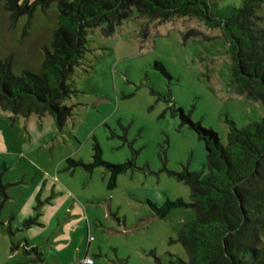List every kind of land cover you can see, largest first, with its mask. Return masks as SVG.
<instances>
[{
    "label": "rangeland",
    "instance_id": "obj_1",
    "mask_svg": "<svg viewBox=\"0 0 264 264\" xmlns=\"http://www.w3.org/2000/svg\"><path fill=\"white\" fill-rule=\"evenodd\" d=\"M214 2L218 8L242 4ZM256 11L264 14V0ZM57 15L54 1L35 6L29 23L23 15L13 24L0 3V59L11 58L13 74L40 71L46 49H52ZM145 20L133 10L110 36L99 27L87 31L85 59L74 69L76 92L64 101L71 115L62 129L49 113L41 120L34 114L26 119L0 109V264L34 258L30 246L40 247L43 264H84L85 255L94 264H154L151 250L164 263L171 254L187 260L183 246L170 239L194 218V211L181 207L159 218L146 200L188 201V186L170 172L183 165L200 170L205 149L187 125L171 116L163 96L169 93L222 143L227 117L242 126L260 120L264 108L237 91L221 27L197 17L173 16L149 24V36L143 38ZM188 31L193 35L184 38ZM155 62L164 66L169 79ZM94 142L112 163L137 152L135 167L120 174L111 190L104 167L91 172L67 168L66 158L90 162ZM160 145L166 148L164 163ZM9 227L18 244L12 253ZM25 239L29 247L20 246Z\"/></svg>",
    "mask_w": 264,
    "mask_h": 264
},
{
    "label": "trees",
    "instance_id": "obj_2",
    "mask_svg": "<svg viewBox=\"0 0 264 264\" xmlns=\"http://www.w3.org/2000/svg\"><path fill=\"white\" fill-rule=\"evenodd\" d=\"M57 2V26L52 32L51 50L46 49L39 72H11L8 57L0 59V109L23 118L34 114L38 119L49 113L62 129L72 108L64 101L76 92L74 69L87 51V31L99 27L110 36L133 10L146 19L140 35L149 36L148 25L173 16L201 18L210 27H221L229 43L232 79L237 91L246 99L260 101L264 108V14H257L263 0H242L239 7L218 8L214 0H0L14 24L25 15L28 22L35 6L47 7ZM193 31L186 32L187 38ZM154 66L166 78L169 73L160 62ZM90 65H88V68ZM154 93V91H152ZM170 104L167 110L181 125H187L205 149V161L198 171L186 165L170 173L189 188V200L165 199L161 204L146 200L154 214L164 218L173 209L189 207L194 218L184 222L174 239L187 253V260L170 255L164 263L155 256L154 264H264V115L257 121L238 126L226 118V142L217 133L191 118L177 106L169 93L163 96ZM165 145L168 146L167 139ZM159 153L166 161V148ZM121 163L104 160L97 142L92 145L91 161L66 158L67 168L81 167L91 172L104 167L108 172L106 188L116 186L117 177L135 167V154ZM7 197V196H6ZM1 204V202H0ZM1 208V205H0ZM32 220L25 221L28 225ZM9 251L18 249L8 228ZM32 262H43L39 246L30 247Z\"/></svg>",
    "mask_w": 264,
    "mask_h": 264
},
{
    "label": "crops",
    "instance_id": "obj_3",
    "mask_svg": "<svg viewBox=\"0 0 264 264\" xmlns=\"http://www.w3.org/2000/svg\"><path fill=\"white\" fill-rule=\"evenodd\" d=\"M28 117H29V116H28ZM28 117H27V118H28ZM27 118H26V119H27ZM9 228H11V227H9ZM14 235H15V233H14ZM14 235H13V238H14V240H15V237H16V236H14ZM21 245H24V246H26V247H29L28 240L25 239V243H24V244H20V246H21ZM30 247H33V246H30ZM17 250H18V249H17ZM10 253H11V252H10ZM84 257H88V256L85 255ZM84 257H83V258H84ZM31 259H32V257H30L29 260L27 259V260L22 261V262H19V263H17V264H25V263H28V262H32V261H30ZM32 263H34V262H32ZM43 263H44V261H43V262H35V264H43ZM92 264H94V262H93Z\"/></svg>",
    "mask_w": 264,
    "mask_h": 264
},
{
    "label": "built area",
    "instance_id": "obj_4",
    "mask_svg": "<svg viewBox=\"0 0 264 264\" xmlns=\"http://www.w3.org/2000/svg\"><path fill=\"white\" fill-rule=\"evenodd\" d=\"M82 263H84V264H92L93 260L90 257H84L82 259Z\"/></svg>",
    "mask_w": 264,
    "mask_h": 264
}]
</instances>
